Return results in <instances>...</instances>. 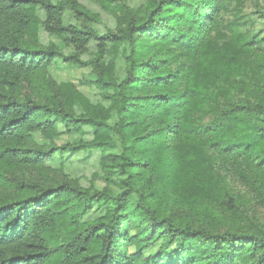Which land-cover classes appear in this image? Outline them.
Wrapping results in <instances>:
<instances>
[{
  "label": "trees",
  "instance_id": "trees-1",
  "mask_svg": "<svg viewBox=\"0 0 264 264\" xmlns=\"http://www.w3.org/2000/svg\"><path fill=\"white\" fill-rule=\"evenodd\" d=\"M111 1L99 32L77 0H0V264H264V35L224 27L228 0ZM58 58L91 67L92 97ZM90 150L101 189L47 165Z\"/></svg>",
  "mask_w": 264,
  "mask_h": 264
},
{
  "label": "rangeland",
  "instance_id": "rangeland-1",
  "mask_svg": "<svg viewBox=\"0 0 264 264\" xmlns=\"http://www.w3.org/2000/svg\"><path fill=\"white\" fill-rule=\"evenodd\" d=\"M82 6L88 9L97 18L95 27L99 32H104L107 29H114L118 15L121 14L123 3H116L107 0H77ZM145 0H125V4L130 8L138 7ZM75 14L67 10L63 17L65 25L74 24L80 22ZM83 21V20H82ZM81 21V22H82ZM221 22L223 26L232 24L233 22H239L246 26L248 30H259V35H264V0H228L227 9L221 13ZM35 41L41 44L57 42L55 37L50 36L45 31L40 30L35 38ZM264 44V43H262ZM58 48L65 53L66 48L64 44L58 43ZM92 46V45H91ZM263 46V45H258ZM255 47V44L252 46ZM254 50V49H253ZM252 50V51H253ZM47 72L49 76L56 81L60 82H72L76 88L82 92L86 97H92L95 89L90 84L83 83L84 81H93L95 76L91 72V67H79L75 65H69L64 63L61 58L56 59L48 68ZM33 139L38 144L49 145L51 143L61 146L66 142L72 140V135L67 133L58 138L53 139L50 143L49 140L41 137L38 133L32 134ZM57 151L53 160L49 161L47 165L51 168L60 169L63 166L64 173L71 179H76L80 184L87 186L92 182V185L96 189H101L104 186V182L101 178H94L93 174L98 171V158L99 154L97 151H79L76 153H64ZM3 172L9 176L10 172L3 170ZM14 172L21 175L24 179H31L36 176V173H32L29 170L16 169ZM13 187L11 185H0V197L12 194ZM254 214L264 221V211L260 207L254 208ZM125 230L128 226L124 225ZM159 243L147 250V253H155L158 250ZM121 251L125 255L130 254L134 251L133 247L123 243Z\"/></svg>",
  "mask_w": 264,
  "mask_h": 264
}]
</instances>
